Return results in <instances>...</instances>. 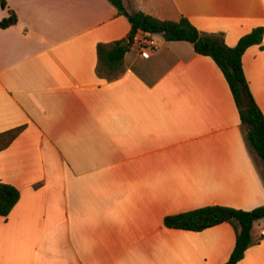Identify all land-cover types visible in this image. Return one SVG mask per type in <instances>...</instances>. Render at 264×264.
Returning <instances> with one entry per match:
<instances>
[{
    "label": "crops",
    "instance_id": "0c3cea01",
    "mask_svg": "<svg viewBox=\"0 0 264 264\" xmlns=\"http://www.w3.org/2000/svg\"><path fill=\"white\" fill-rule=\"evenodd\" d=\"M123 2L160 19L186 16L229 46L264 26V0ZM9 9L18 22L0 27V133L25 127L0 150V181L20 190L0 215V264H224L233 224L164 223L208 205H264V162L215 60L139 31L109 77L98 45L131 29L109 0H7L0 21ZM147 40L155 46L145 57ZM243 67L264 112V37ZM260 221L237 264H264Z\"/></svg>",
    "mask_w": 264,
    "mask_h": 264
},
{
    "label": "trees",
    "instance_id": "16d2710c",
    "mask_svg": "<svg viewBox=\"0 0 264 264\" xmlns=\"http://www.w3.org/2000/svg\"><path fill=\"white\" fill-rule=\"evenodd\" d=\"M119 14L125 16L131 29L127 37L110 45L100 43L98 54L101 67L110 72L121 71L126 52L135 42L139 31L161 33L167 41L185 40L193 44L197 53L212 57L227 79L242 123L247 128V138L264 162V112L256 102L243 67V55L252 45L261 44L264 26H257L244 34L235 46L225 43L218 33L199 30L186 16L177 20L160 19L144 11L129 12L123 0H109ZM0 6L7 7V0H0ZM9 16L0 21L1 28L18 22V15L9 9ZM102 70V69H101ZM18 126L0 133V150L6 148L24 129ZM20 198V190L9 183L0 181V215L7 217ZM264 219V205L245 210L224 205H208L192 210L167 215V227L191 231H202L223 222H230L236 229V242L229 259L224 264H237L245 255L252 241L254 223Z\"/></svg>",
    "mask_w": 264,
    "mask_h": 264
},
{
    "label": "built area",
    "instance_id": "2783aa9c",
    "mask_svg": "<svg viewBox=\"0 0 264 264\" xmlns=\"http://www.w3.org/2000/svg\"><path fill=\"white\" fill-rule=\"evenodd\" d=\"M146 42L148 43V45L147 46H141V48H142V55L145 57H148L150 51L155 46V43L153 40H147ZM260 235H261V237L264 238V226L261 227V229H260Z\"/></svg>",
    "mask_w": 264,
    "mask_h": 264
},
{
    "label": "rangeland",
    "instance_id": "374dc122",
    "mask_svg": "<svg viewBox=\"0 0 264 264\" xmlns=\"http://www.w3.org/2000/svg\"><path fill=\"white\" fill-rule=\"evenodd\" d=\"M264 224V221L259 222V226L261 227ZM257 225V224H256Z\"/></svg>",
    "mask_w": 264,
    "mask_h": 264
}]
</instances>
